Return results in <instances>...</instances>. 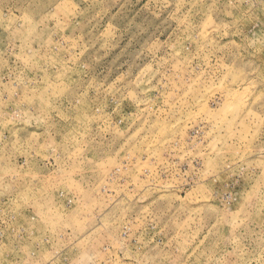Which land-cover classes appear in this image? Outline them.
<instances>
[{"label": "rangeland", "instance_id": "rangeland-1", "mask_svg": "<svg viewBox=\"0 0 264 264\" xmlns=\"http://www.w3.org/2000/svg\"><path fill=\"white\" fill-rule=\"evenodd\" d=\"M0 264H264V0H0Z\"/></svg>", "mask_w": 264, "mask_h": 264}]
</instances>
